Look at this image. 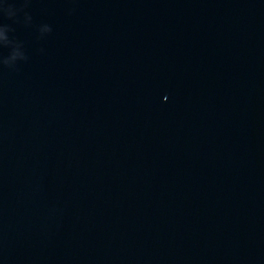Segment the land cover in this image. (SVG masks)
<instances>
[{
	"label": "water",
	"instance_id": "95a60500",
	"mask_svg": "<svg viewBox=\"0 0 264 264\" xmlns=\"http://www.w3.org/2000/svg\"><path fill=\"white\" fill-rule=\"evenodd\" d=\"M0 264H264V0H0Z\"/></svg>",
	"mask_w": 264,
	"mask_h": 264
}]
</instances>
